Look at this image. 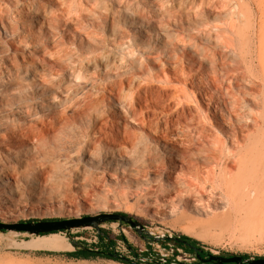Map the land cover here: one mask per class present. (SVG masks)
<instances>
[{"label":"rangeland","instance_id":"rangeland-1","mask_svg":"<svg viewBox=\"0 0 264 264\" xmlns=\"http://www.w3.org/2000/svg\"><path fill=\"white\" fill-rule=\"evenodd\" d=\"M40 4L41 9L35 6ZM239 4L238 0H0V132L17 137V141L13 139L17 144L0 138V159H6L4 146L9 145H21L22 158L26 159L17 176L20 178L7 186L0 183V221L35 222L117 212L129 215L153 235L192 238L209 254L264 258V217L252 214L242 219L221 200L208 207L194 206V198L177 195L176 184L166 178L175 158L155 142L151 146L157 152L156 173L153 168H140L139 173L127 170L116 176L97 171L54 174L49 169L50 161L61 156V134L80 139L84 130L110 129L115 122L125 123L134 132L141 130L140 124L146 125L144 133L154 134L157 129L158 134L167 133L177 143L185 142L200 123L202 99L194 79L174 81L167 67L175 62L185 73H200L199 64L207 66L203 50L218 48L223 38L235 36L238 26L231 22ZM247 5L253 10L252 1ZM54 81L61 82L63 96L52 87ZM179 89L185 91V98ZM54 93L62 98V106L55 110L44 107L46 97ZM85 93L90 94L89 99ZM107 97L112 101L103 102ZM52 114L55 130L48 131L45 140L34 133L38 134L34 141L32 135L30 143L25 141L22 135L31 134L34 128L40 130L42 120L48 124ZM66 117L69 120L65 121ZM72 117H76L74 123ZM189 150L195 151L192 146ZM173 166L178 177H190L194 172L179 159ZM42 172L47 174L45 187L36 191L32 186ZM15 182L22 190L19 195L10 192L15 191ZM117 224L110 221L101 225L100 235L108 234L114 240L122 228L128 241L143 242L146 233L138 234L124 223L117 228ZM103 227L113 229V234ZM56 234L70 244L95 245L90 241L96 231L89 227L71 230L72 240L67 232ZM35 237L0 232V264H121L66 258L63 253L73 251V247L53 252L19 245Z\"/></svg>","mask_w":264,"mask_h":264},{"label":"bare ground","instance_id":"bare-ground-1","mask_svg":"<svg viewBox=\"0 0 264 264\" xmlns=\"http://www.w3.org/2000/svg\"><path fill=\"white\" fill-rule=\"evenodd\" d=\"M238 1L240 2L239 11L236 19L231 22L232 26H238L235 36L223 38L218 48L212 47L203 50L202 58L206 61L207 66L199 64L200 73L197 72L198 74L195 76L190 72L185 73L183 69L177 68L175 62H170L167 67V70L172 71L174 81L179 82L181 79L185 81L187 78L194 79L193 82H196L197 85V94L202 99L200 123L188 133V139L185 142L177 143L178 141H174L167 133L160 132L158 134L159 130L157 131V129L154 134L144 133L146 125L140 124L141 130L134 132L129 130L125 123L120 122L117 125L118 123L115 122L110 129L102 126L84 130L80 139L67 138L64 137L66 134H61V156L57 160L55 159L56 161H50V166L47 165L50 168H48L53 170L54 174L66 172L82 175L97 171L100 174L116 176L127 170L139 173L140 168H153V173H156L157 167L154 168L153 166L154 164L156 166L154 157L157 152L151 146V143L155 142L168 153L170 158L171 156L175 158L170 161L172 170H169L166 178L176 184L175 192L177 195L182 193L187 197L194 198V206L205 204L208 207L210 204L218 203L221 200L227 209L241 214L242 219H247L252 214L264 217V0H250L254 3L252 7L255 14H252L253 10L247 5L248 0ZM35 6L40 8L43 5ZM184 9L186 8L184 7ZM14 64L16 63L14 62ZM45 67L47 66L45 65ZM19 69H21L20 66ZM79 73L78 76L81 75ZM48 79L46 78L47 81ZM131 79L130 82H132ZM30 80L33 81L31 83L33 85L35 77L32 75ZM112 85L114 84L112 83ZM54 86L55 91L61 96V82L54 81L52 87ZM179 91L183 98L187 96L182 89ZM108 92L112 93L109 90ZM89 93L84 94L86 99H89ZM191 94H195L193 90ZM65 95L64 98L67 100L69 97L67 98V93ZM46 98L44 107L55 110L62 106V98H58L55 93L51 98ZM110 98L107 97L106 100L102 98V100L109 102ZM41 103L44 102L41 101ZM54 117L53 114L48 116V124L42 120L40 130H34L35 128L32 127L31 134H23L22 136L27 139L25 141L29 142L38 134L41 141L45 140L48 131L54 128V124H52ZM107 117L109 118V115ZM75 118L72 117L70 121L74 123ZM64 120L69 119L66 117ZM34 133L38 134L35 135ZM168 133L170 134V130ZM31 135L32 139L30 138ZM0 138L10 143H16L13 139L17 141V137L11 138L1 132ZM22 146L29 148V145L23 144ZM191 146L194 147V152L189 150ZM4 148L6 152L3 154L6 159L4 158V161L0 159V183L7 186L15 179L20 178L17 176L21 173L22 168H25L22 164L26 159L22 158L23 148L21 145H9L4 146ZM176 158L192 168L191 170L194 172H190V177H178L179 175L173 166L176 163ZM45 173H40L38 175L39 180L35 186H32L36 191H41L45 187V183H43V179L47 175ZM131 175L135 174L131 173ZM25 178L27 179V177ZM14 185L16 186L15 191L10 189V192L12 195H19L22 190L19 191L17 183ZM85 196L87 197V195ZM86 199L83 201L86 202ZM19 245L31 250L53 252L72 250L68 240L58 234L38 236L22 241Z\"/></svg>","mask_w":264,"mask_h":264},{"label":"water","instance_id":"water-1","mask_svg":"<svg viewBox=\"0 0 264 264\" xmlns=\"http://www.w3.org/2000/svg\"><path fill=\"white\" fill-rule=\"evenodd\" d=\"M118 222L126 223L131 229L140 234L141 232L146 233L143 227L135 220H133L129 215L122 213L111 212V213H101L95 216H84L80 218L72 219H57V220H40V221H30V222H16V223H3L0 221V232H16L22 233L29 236H41L48 235L57 232H67L69 233L73 229L79 228H92L97 233H100V226L106 222ZM166 240H172L177 244H183L189 246V243L180 238L179 236H165L163 237ZM68 239L72 240L73 238L68 236ZM71 246L73 251L81 249L86 251H92V249L85 248L81 245L77 246L75 242L71 241ZM193 248V247H191ZM194 249V248H193ZM112 259H118L124 263H129V260L123 256L117 255L115 253H110L108 255ZM225 256H216L209 254L208 259L200 260L201 261H215L217 264H264V258H253V259H244L242 256L237 255H227Z\"/></svg>","mask_w":264,"mask_h":264},{"label":"built area","instance_id":"built-area-1","mask_svg":"<svg viewBox=\"0 0 264 264\" xmlns=\"http://www.w3.org/2000/svg\"><path fill=\"white\" fill-rule=\"evenodd\" d=\"M119 228V224L116 225ZM106 228L105 232L109 231L110 227ZM126 230L120 228L114 235L118 238L113 240V245L109 248L112 253L123 256L129 260V264H195L197 262V256L190 251L184 250L177 243L172 240H166L164 235H153L146 232V236L143 242L134 244L128 241L125 236ZM97 235L91 240V243H97ZM126 239V243L123 240ZM130 245V246H129Z\"/></svg>","mask_w":264,"mask_h":264},{"label":"trees","instance_id":"trees-1","mask_svg":"<svg viewBox=\"0 0 264 264\" xmlns=\"http://www.w3.org/2000/svg\"><path fill=\"white\" fill-rule=\"evenodd\" d=\"M124 214V213H122ZM47 220V219H46ZM53 220V219H50ZM59 233V232H57ZM56 234V233H53ZM50 235V234H48ZM41 236H46V235H41ZM67 236L70 237H75V236H71L69 233H67ZM180 238L189 241L195 245H199V243L197 241H195L192 238L189 237H185V236H180ZM123 240L126 243V239L123 238ZM75 244H77V246L81 245L85 248H89L92 249V251H86V250H75V251H69V252H65L63 253V255L68 258V259H75V260H94V259H106V260H110V261H114V262H118L121 264H129V263H124L121 260L118 259H112L110 258L108 255L110 253H112V251L110 250V246L113 245V239L108 235V234H104V235H97V243L95 245H86L85 243L82 242H75ZM180 245V244H179ZM130 246V245H129ZM244 259H246L248 256L243 255L242 256Z\"/></svg>","mask_w":264,"mask_h":264},{"label":"flooded vegetation","instance_id":"flooded-vegetation-1","mask_svg":"<svg viewBox=\"0 0 264 264\" xmlns=\"http://www.w3.org/2000/svg\"><path fill=\"white\" fill-rule=\"evenodd\" d=\"M133 219V218H132ZM134 220V219H133ZM123 224V223H121ZM127 227H129L126 223H124ZM189 243V246L183 245V244H178L179 246H181L184 250L190 251L191 253H194L197 256V262L195 264H217L215 261H201V260H206L208 259L209 253L207 251H205L202 247H200L199 245H195L189 241H187ZM216 256H225V257H229L227 255H216ZM201 260H200V259ZM225 264H229V263H225Z\"/></svg>","mask_w":264,"mask_h":264}]
</instances>
